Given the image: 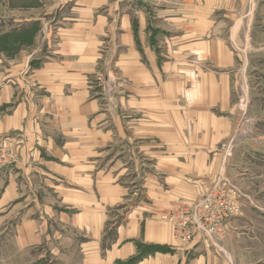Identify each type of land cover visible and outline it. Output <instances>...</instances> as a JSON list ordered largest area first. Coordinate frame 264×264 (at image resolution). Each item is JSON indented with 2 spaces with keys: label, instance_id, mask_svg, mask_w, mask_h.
<instances>
[{
  "label": "crops",
  "instance_id": "crops-1",
  "mask_svg": "<svg viewBox=\"0 0 264 264\" xmlns=\"http://www.w3.org/2000/svg\"><path fill=\"white\" fill-rule=\"evenodd\" d=\"M251 1L0 0L18 51L0 53L12 264H264L244 219L213 242L177 239L169 218L236 184L221 145Z\"/></svg>",
  "mask_w": 264,
  "mask_h": 264
},
{
  "label": "rangeland",
  "instance_id": "rangeland-1",
  "mask_svg": "<svg viewBox=\"0 0 264 264\" xmlns=\"http://www.w3.org/2000/svg\"><path fill=\"white\" fill-rule=\"evenodd\" d=\"M262 1L264 0H254L249 5H245L247 13L239 18L244 23L243 29L244 27L247 28L250 23L249 13L253 10V30H241L236 34L239 45L238 53L242 59L236 64L234 78L232 79V95L236 107L234 131L232 142L223 143L221 148L227 153H232V174L234 175L232 180L237 184L232 183V189L240 195L237 200L239 212L229 221L236 218H240L242 221L246 220L248 226H258L264 233V4H261ZM0 19H2L0 32H4L10 27L9 16H0ZM0 50V53H7L4 48L3 36H0ZM14 53L13 50H10L6 58L10 60L12 57H8V55L12 56ZM4 54H0V58ZM5 66L4 60L3 64H0V72L4 71ZM98 77L101 79V75H98ZM229 144L232 146L231 152L225 148ZM12 157V147L1 145L0 165L3 167L7 163L5 161ZM3 184L4 177L2 176L0 179V192ZM244 202H247L245 208H243ZM6 204L9 205L4 203L3 200L0 201V264H12V258L8 257L10 255L5 254L8 242L6 234H4L6 229L4 216H10L9 211L12 207L10 204L11 207L7 208L5 207ZM197 204L198 202L192 206L182 205L175 209L169 218L173 221L179 220L184 210L192 209ZM16 210H19V208L17 207ZM227 224L223 226L226 235L228 234ZM243 227L245 228V226ZM258 242L264 245V237ZM261 247L263 248L262 245ZM19 258H21L20 255L14 260Z\"/></svg>",
  "mask_w": 264,
  "mask_h": 264
},
{
  "label": "built area",
  "instance_id": "built-area-1",
  "mask_svg": "<svg viewBox=\"0 0 264 264\" xmlns=\"http://www.w3.org/2000/svg\"><path fill=\"white\" fill-rule=\"evenodd\" d=\"M225 148L232 151L230 144ZM239 196L232 188H217L195 207L184 210L179 220H172L175 236L183 241H191L196 236L211 241L224 238L223 226L239 212Z\"/></svg>",
  "mask_w": 264,
  "mask_h": 264
}]
</instances>
